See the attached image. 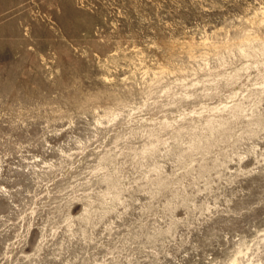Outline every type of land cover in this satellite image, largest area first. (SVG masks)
I'll list each match as a JSON object with an SVG mask.
<instances>
[{
	"label": "rangeland",
	"instance_id": "obj_1",
	"mask_svg": "<svg viewBox=\"0 0 264 264\" xmlns=\"http://www.w3.org/2000/svg\"><path fill=\"white\" fill-rule=\"evenodd\" d=\"M0 264H264V0H0Z\"/></svg>",
	"mask_w": 264,
	"mask_h": 264
}]
</instances>
